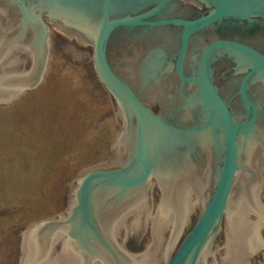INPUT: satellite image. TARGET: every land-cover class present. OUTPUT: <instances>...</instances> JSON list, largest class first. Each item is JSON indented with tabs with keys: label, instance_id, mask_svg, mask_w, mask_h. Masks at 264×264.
<instances>
[{
	"label": "water",
	"instance_id": "95a60500",
	"mask_svg": "<svg viewBox=\"0 0 264 264\" xmlns=\"http://www.w3.org/2000/svg\"><path fill=\"white\" fill-rule=\"evenodd\" d=\"M207 1L210 12L186 20L157 18L169 0H0V103L41 80L51 24L91 44L95 72L123 121L105 162L67 185L65 209L28 223L18 264H205L213 253L221 264H249L264 250V101L253 94L255 105L246 92L264 71V54L215 40L195 75L182 71L193 32L220 18L264 14V0ZM173 23L182 29L169 59ZM219 48L249 62L240 102L228 94L225 101L210 79L207 62ZM173 71L180 88H197L186 84L181 97ZM172 108L180 111L167 114ZM150 175L158 195L151 216ZM223 212L224 243L211 247ZM146 226L144 252L125 251L126 234L139 242Z\"/></svg>",
	"mask_w": 264,
	"mask_h": 264
},
{
	"label": "rangeland",
	"instance_id": "374dc122",
	"mask_svg": "<svg viewBox=\"0 0 264 264\" xmlns=\"http://www.w3.org/2000/svg\"><path fill=\"white\" fill-rule=\"evenodd\" d=\"M48 26V69L31 89L0 103V264L19 263L28 223L65 209L75 173L103 164L123 125L115 98L95 72L91 44ZM149 188L151 216L158 202L152 175ZM259 198L264 204V185ZM224 220L223 212L211 247L224 243ZM260 236L264 241V225ZM149 241L146 226L139 242L127 233L123 248L144 252ZM214 263L221 264L218 254L206 256L205 264ZM249 264H264V250L250 255Z\"/></svg>",
	"mask_w": 264,
	"mask_h": 264
},
{
	"label": "flooded vegetation",
	"instance_id": "af4514ba",
	"mask_svg": "<svg viewBox=\"0 0 264 264\" xmlns=\"http://www.w3.org/2000/svg\"><path fill=\"white\" fill-rule=\"evenodd\" d=\"M152 5L153 3L148 6L150 7ZM212 9L213 6L207 0H169L157 18L193 20L207 14ZM181 29V24L173 23L169 25L170 39L173 41V46L169 52V59L176 50L175 48ZM117 40L119 41L120 39ZM215 40L237 41L264 54V14L248 15L242 19L220 18L214 23L193 32L190 35L183 58L182 71L184 75H195L198 58L202 49ZM234 58L237 60L239 59L240 62H237ZM124 61L122 63L123 67ZM207 69L212 83L224 100L230 102L229 99L224 97V94H228L231 99L240 102L239 82L245 72L250 69L249 62L246 59L231 54L224 48H219L213 51L209 56ZM175 77L178 81L177 91L181 97L184 95L186 84H189L191 87H196L195 84L184 83L180 88L179 79L176 75ZM246 92L251 100V96L254 94L262 96L261 100L264 101V71L249 79ZM155 103L161 108L164 107L159 102L155 101ZM255 105L257 104L255 103ZM172 111H180V109H169L167 114ZM186 122H188V120H186Z\"/></svg>",
	"mask_w": 264,
	"mask_h": 264
}]
</instances>
